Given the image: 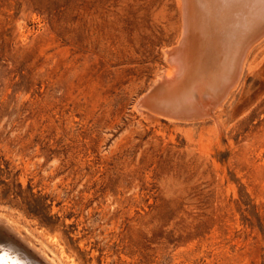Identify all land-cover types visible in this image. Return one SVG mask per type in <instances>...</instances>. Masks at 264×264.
<instances>
[{"label":"rangeland","instance_id":"rangeland-1","mask_svg":"<svg viewBox=\"0 0 264 264\" xmlns=\"http://www.w3.org/2000/svg\"><path fill=\"white\" fill-rule=\"evenodd\" d=\"M187 1L0 0V230L39 263L264 264V0Z\"/></svg>","mask_w":264,"mask_h":264},{"label":"bare ground","instance_id":"bare-ground-1","mask_svg":"<svg viewBox=\"0 0 264 264\" xmlns=\"http://www.w3.org/2000/svg\"><path fill=\"white\" fill-rule=\"evenodd\" d=\"M181 1H183V4H185L184 3V1L186 2L187 0H181ZM189 1V0H188ZM187 1V2H188ZM217 1H219V3H221V1H222V3L223 4H226V7L229 5V4H233L234 6H235V8H236V10H243V13H244V15L246 16V15H248L247 13H249V12H252V13H254L255 14V16H254V18L253 17H251L252 19H254L255 20V18L256 17H258L259 15H262L263 13H264V3H260V5H258L256 8H255V10H253V11H249L248 12V10H249V8H250V6H248V4H250L249 2L251 1V0H217ZM254 1V0H253ZM189 3V2H188ZM202 3V2H201ZM204 3V2H203ZM256 4H257V2H256ZM256 4H255V6H256ZM200 5H202V4H200ZM209 5V4H208ZM253 5V4H252ZM187 6H188V4H187ZM190 6V5H189ZM189 6H188V8L187 9H190L189 8ZM247 6V7H246ZM226 7L225 8H223V11L222 12H224L225 10H226ZM184 9L186 10V6H184ZM183 9V10H184ZM203 9V8H202ZM184 10V11H185ZM188 11H191V10H188ZM204 13V12H203ZM206 14V13H205ZM243 15V16H244ZM186 16V15H185ZM202 17H204V16H202ZM209 17H210V15H209ZM201 18V17H200ZM205 18V17H204ZM212 18V19H211ZM211 18H210V20H213V17L211 16ZM188 19H190V18H188ZM188 19H186V21L188 20ZM215 20H216V23H218V25L219 26H221V23H223V19H222V21H221V19H216V18H214ZM242 19L244 20V18L242 17ZM202 20H203V18H202ZM201 20V21H202ZM189 21V20H188ZM214 23V22H213ZM185 24H187L188 25V23H185ZM211 24H212V22H211ZM244 25H245V23H243ZM251 24V23H250ZM192 25V24H191ZM208 25H209V22H208ZM238 25V24H237ZM243 25V26H244ZM190 26V25H189ZM214 26V25H213ZM262 27H264V23H262ZM262 27L261 28H259L260 30L256 33V35L257 34H259L260 32H261V30H264V28L262 29ZM207 28V27H206ZM209 28V27H208ZM207 28V29H208ZM213 29H215V28H213ZM212 29V30H213ZM258 29V28H257ZM186 31V30H185ZM190 31H191V29H190ZM203 31V30H202ZM187 32V31H186ZM208 32V31H207ZM206 32V33H207ZM185 33V32H184ZM204 33V32H203ZM187 34V33H186ZM206 35V34H205ZM253 36H255V34L254 35H252V37ZM204 38V37H203ZM205 38H206V36H205ZM189 39V38H188ZM207 39V38H206ZM250 41H251V39H249ZM197 42V41H196ZM203 42V41H202ZM208 42V41H207ZM246 43V42H245ZM185 44H187L186 43V41H185ZM184 44V45H185ZM207 44V43H206ZM182 47H181V49L182 48H184L183 47V44L181 45ZM186 47V46H185ZM207 48V47H206ZM209 48V47H208ZM180 49V50H181ZM205 49V48H204ZM243 49V48H242ZM176 51V52H169L168 53V60H169V62H170V64H171V69L170 70H168V73H171V74H173V75H177V74H180L181 72L180 71H183V65L187 62L185 59L183 60V56L182 55H180L183 51L181 50V51ZM184 50V49H183ZM197 50V49H196ZM181 52V53H180ZM195 51H191V54H190V57H189V67H192V73L194 74L195 73V76H194V78L195 77H197V76H205V73H203V68H201V65H204V64H201L200 65V67H199V65L197 66V67H199V68H195L194 67V69H199V70H194L193 69V63H195V61H196V63L197 64H199L198 62H200V58L202 59V57L201 56H203V55H200V57H199V59L197 58L198 56H196V55H194L195 53H194ZM180 53V54H179ZM186 53V52H185ZM241 53H242V51H241ZM240 53V54H241ZM245 53V52H244ZM243 53V54H244ZM202 54V53H201ZM185 55V54H184ZM186 56V55H185ZM196 56V57H195ZM243 56V55H242ZM241 55H239L237 58H240V57H242ZM183 57V58H182ZM203 59H204V56H203ZM206 59V58H205ZM185 61V62H184ZM205 61H207V60H205ZM205 61H204V63H205ZM237 61H239V60H237ZM236 61V62H237ZM240 61H241V59H240ZM202 62V61H201ZM242 62V61H241ZM238 65V64H237ZM235 69H236V67H234V69L232 70V71H230V73H228V78H229V83L231 84L233 81H234V79H235ZM238 69V68H237ZM185 71V70H184ZM183 71V72H184ZM189 72V71H188ZM191 72V71H190ZM237 73H238V71H236ZM168 73H166L167 75H168ZM175 73V74H174ZM171 74H169V75H171ZM182 74V73H181ZM191 74V73H190ZM193 74L191 75V76H193ZM225 74V73H224ZM181 76V75H180ZM179 76V77H180ZM207 76V75H206ZM237 76V75H236ZM177 77V76H176ZM161 79H163V78H161ZM166 79V78H165ZM173 79H176V78H173ZM178 79V78H177ZM191 79V78H190ZM179 80V79H178ZM167 81V80H166ZM171 81H172V79H171ZM221 81V80H220ZM159 82H161V81H159ZM163 82H164V80H163ZM181 82V81H180ZM192 82V81H191ZM159 85V84H158ZM166 85V84H165ZM170 85V84H169ZM181 85V84H180ZM160 86L162 87V85H161V83H160ZM167 87H168V83H167V85H166ZM230 86V85H229ZM159 87L158 89H156L157 90V92H160L161 93V95H163L162 93H165L164 92V87ZM166 87V88H167ZM169 89H170V87H168ZM202 88V87H201ZM196 91H198L197 89H196V85H192L191 86V88L186 92V94L187 95H185L184 97H186L189 101H190V103L191 102H194L195 103V105H194V107H193V103L191 104V106H189V107H185V108H183V107H179V108H181L182 109V111L180 110V112H179V110L178 111H176L175 109L174 110H168L167 108V110L162 106V104H161V101L163 102V98L161 99L160 98V94H158V93H154V94H152L151 93V95H146L145 97H143V100H141V102H139L140 104L139 105H141L142 107H144L145 109H146V113L149 115V117H154V116H156L157 114H162V115H167V116H171V117H174V118H180V117H195L196 115H200V117H201V115H205V114H208V110H207V107H208V105H209V103L210 102H212V99H211V97L213 98V95H211L210 93H208V91H204V89L201 91V93L199 94V93H197ZM167 92H168V90H167ZM191 92V94H189ZM199 92V91H198ZM199 94V95H198ZM218 94H220V93H218ZM173 95H175V94H173ZM188 95H190V97L188 98L187 96ZM164 96V95H163ZM215 98V97H214ZM186 99V100H187ZM166 101L164 100V102L163 103H165ZM173 104H175V103H173ZM211 104V103H210ZM165 105H167V103L165 104ZM170 106V105H169ZM179 106V105H178ZM190 107H192V108H190ZM211 107V106H210ZM143 108V109H144ZM175 108V107H174ZM178 108V109H179ZM209 108V107H208ZM172 109H173V107H172ZM145 112V111H144ZM147 115V116H148ZM198 117V116H197ZM196 118V117H195ZM4 225H5V223H4ZM18 238V237H17ZM19 239L20 240H23L21 237H19ZM29 245V244H28ZM30 246V245H29ZM32 246V245H31ZM27 247V246H26ZM26 247H24V246H20L17 242H15L14 240H12L11 238H7V237H5L4 235H2V233H1V230H0V264H41V263H39V261L35 258V256L32 254V252L30 253L28 250H27V248ZM31 248V247H30ZM34 250V252H36V254H38V255H40L41 257H42V259L47 263V264H52V263H50V262H48L46 259H45V257L43 256V255H41V253H40V250L39 249H33Z\"/></svg>","mask_w":264,"mask_h":264}]
</instances>
